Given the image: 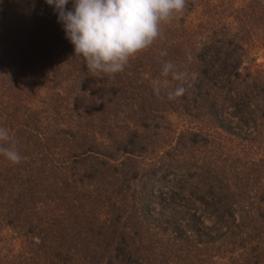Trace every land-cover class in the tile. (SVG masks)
Here are the masks:
<instances>
[{
  "label": "trees",
  "instance_id": "trees-1",
  "mask_svg": "<svg viewBox=\"0 0 264 264\" xmlns=\"http://www.w3.org/2000/svg\"><path fill=\"white\" fill-rule=\"evenodd\" d=\"M254 48L264 0H188L123 73L95 76L53 6L0 0V126L23 156H0V264H264V189L239 204L249 177L196 149H264ZM159 50L197 74L175 101L151 88Z\"/></svg>",
  "mask_w": 264,
  "mask_h": 264
},
{
  "label": "clouds",
  "instance_id": "clouds-1",
  "mask_svg": "<svg viewBox=\"0 0 264 264\" xmlns=\"http://www.w3.org/2000/svg\"><path fill=\"white\" fill-rule=\"evenodd\" d=\"M54 7L58 22L88 71L114 78L130 62L165 38V26L179 20L188 0H45ZM167 51L159 50V75L151 81L154 95L175 101L187 91L186 84L196 78L187 63L166 59ZM186 60L191 61L190 53ZM171 82H175L170 83ZM0 156L12 165L23 161L14 134L0 126Z\"/></svg>",
  "mask_w": 264,
  "mask_h": 264
},
{
  "label": "rangeland",
  "instance_id": "rangeland-1",
  "mask_svg": "<svg viewBox=\"0 0 264 264\" xmlns=\"http://www.w3.org/2000/svg\"><path fill=\"white\" fill-rule=\"evenodd\" d=\"M255 57L257 58L254 59L255 63L264 65V49L259 50L254 48L251 51L249 58L251 59ZM173 120L176 123L179 122V119L176 117H173ZM244 143L248 142L244 141ZM196 149H198L197 153L200 155H206L207 158L218 159L221 161L218 169L221 176L223 175L225 177L228 171L235 169L234 165H236L239 166L240 169L236 168L234 171L242 173L246 178L249 177L247 184H242L244 189L241 191L240 196L237 197L240 201L239 204H242L243 200L244 204L249 202L247 195L250 189H254V187H261V189H264L262 187L264 185V149H258L257 145L250 146L248 144H241L237 139L232 142L227 141L222 147L214 146L211 144V141H201L197 143ZM231 178L232 177L229 176L230 181ZM200 179L204 180L201 177ZM223 184L225 185V182ZM235 184H232L231 186L233 187L234 185L235 187ZM152 186L153 185H150L149 187ZM236 188L237 186L234 188L235 191ZM158 194H160V191L157 188L156 195ZM178 244H182L185 248L193 250L196 242L191 238L186 241L172 244L171 246L172 248L177 249Z\"/></svg>",
  "mask_w": 264,
  "mask_h": 264
}]
</instances>
